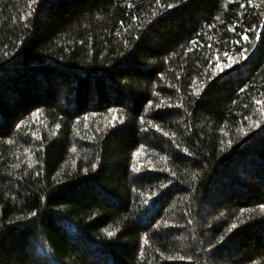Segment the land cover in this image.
<instances>
[{
  "label": "trees",
  "instance_id": "16d2710c",
  "mask_svg": "<svg viewBox=\"0 0 264 264\" xmlns=\"http://www.w3.org/2000/svg\"><path fill=\"white\" fill-rule=\"evenodd\" d=\"M0 264H264V0H0Z\"/></svg>",
  "mask_w": 264,
  "mask_h": 264
},
{
  "label": "snow or ice",
  "instance_id": "6c2138e0",
  "mask_svg": "<svg viewBox=\"0 0 264 264\" xmlns=\"http://www.w3.org/2000/svg\"><path fill=\"white\" fill-rule=\"evenodd\" d=\"M109 235H111V233H109Z\"/></svg>",
  "mask_w": 264,
  "mask_h": 264
}]
</instances>
